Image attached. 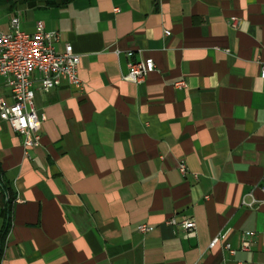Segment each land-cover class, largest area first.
Returning a JSON list of instances; mask_svg holds the SVG:
<instances>
[{
	"label": "crops",
	"instance_id": "1",
	"mask_svg": "<svg viewBox=\"0 0 264 264\" xmlns=\"http://www.w3.org/2000/svg\"><path fill=\"white\" fill-rule=\"evenodd\" d=\"M11 16L80 54L82 90H35L47 119L26 156L0 121L13 199L0 264H264V0H11L0 31ZM148 57L142 81L121 77ZM0 97L11 102L3 85ZM172 215L195 235L167 226ZM222 233L234 255L209 248Z\"/></svg>",
	"mask_w": 264,
	"mask_h": 264
},
{
	"label": "built area",
	"instance_id": "2",
	"mask_svg": "<svg viewBox=\"0 0 264 264\" xmlns=\"http://www.w3.org/2000/svg\"><path fill=\"white\" fill-rule=\"evenodd\" d=\"M164 34L168 35L169 31L165 30ZM58 40V32L46 30L40 20L35 22L32 32L22 30L17 16L10 17L8 31H0V85L8 90L11 100L7 104L0 97V121L22 137L25 156L30 149L39 146L41 130L47 119L44 112L35 109V90L47 93L57 88L61 80H65L77 90H82V82L78 76L80 54L74 52L69 43L64 45L62 51L56 50L55 44ZM127 68V73L121 77L138 83L154 70L155 65L152 58L148 57L128 61ZM260 77L264 78V63L261 64ZM174 85L176 88H184L185 81H176ZM179 172L182 175L187 172L183 163L179 166ZM166 225L175 231H182L186 237L195 235L196 224L191 218L172 215L167 219ZM136 230L147 234L152 231V227L139 224ZM252 235L251 233L242 238L239 250L252 249ZM225 236L226 233H222L213 238L209 248L222 242L223 249L234 255L236 249L224 241Z\"/></svg>",
	"mask_w": 264,
	"mask_h": 264
},
{
	"label": "trees",
	"instance_id": "3",
	"mask_svg": "<svg viewBox=\"0 0 264 264\" xmlns=\"http://www.w3.org/2000/svg\"><path fill=\"white\" fill-rule=\"evenodd\" d=\"M24 1H36V0H24ZM46 7H64L73 0H40ZM11 0H0V4H10ZM12 195L10 189L5 185L2 179V171L0 169V206L2 208V216L4 219V227L0 233V245L4 239L8 229V219L10 215V208L12 203Z\"/></svg>",
	"mask_w": 264,
	"mask_h": 264
}]
</instances>
